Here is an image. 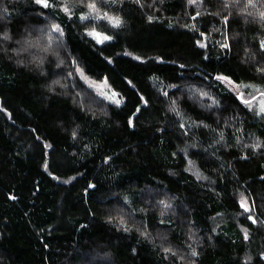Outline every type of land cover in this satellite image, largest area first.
I'll return each mask as SVG.
<instances>
[{
	"label": "trees",
	"instance_id": "trees-1",
	"mask_svg": "<svg viewBox=\"0 0 264 264\" xmlns=\"http://www.w3.org/2000/svg\"><path fill=\"white\" fill-rule=\"evenodd\" d=\"M4 4L12 16L0 20V30L7 28L13 40L0 44V108L7 109V113L0 111V264H169L163 258L162 247L168 246L160 239L164 234L182 252L187 249L181 241L185 245L195 241L193 247L200 253L194 258L197 264H264L260 259L264 254V227L245 241L241 228L250 222L239 217V210L231 203L238 189L253 196L259 205V196L264 194V155L241 150L230 136L243 128L237 135H242L246 143L254 137L264 140V119L240 111L238 102L230 96L225 99L228 93L218 86L208 87L214 82L202 81L198 75L234 73L233 79L247 82L253 70L251 63L244 62L245 48L256 51L253 44L261 34L260 25L251 20L246 24L234 15L235 22L228 31L230 37L235 34L231 52L214 48L210 59L202 60L196 55L192 34L167 26V20L175 23L176 17L183 18L179 0H165L161 11L155 13L165 22L154 24H149L134 5H125L120 12L125 26L119 30L117 41L110 42L114 47H107L102 54L105 46L84 36L83 27L69 24L61 56L77 59L93 80L109 78L112 89L124 98L120 108L109 106L107 101L87 102L89 110L85 112L73 103L72 94L80 89H73L72 81L64 80L63 73L50 64L53 57L47 56L44 65L37 67L31 62L33 55L46 54L36 48L19 54L14 51L20 48L15 41L44 27L31 0H4ZM214 23L221 26L218 20ZM38 34L33 31L34 36ZM214 36L221 39L218 34ZM126 52L145 58L162 57L163 62L141 63ZM182 63L184 69L179 68ZM49 70L57 74L48 75ZM181 72L188 78L175 79ZM55 79L67 83L68 89L53 85L54 91H49ZM254 82L264 85L258 79ZM169 83L177 84L179 90L166 89L169 100L158 103V99L163 100L159 92ZM80 87L95 95L83 81ZM189 88H203L215 95L224 110H206L202 105L211 101L194 97ZM139 95L150 98V107L137 105ZM171 99H176L178 107L191 117H186V124L203 120L216 132L192 127L187 137L181 136L174 123L176 117L167 112ZM136 106L143 114L134 120L135 127H129L126 117L135 112ZM237 114L239 118L234 119ZM76 124L80 125L79 139L73 142L70 129ZM221 130L227 142L225 147L216 146L221 159L206 158L203 149L212 137L219 138ZM43 143L52 148L44 149L42 156ZM193 143L197 147L188 149V158L194 166L182 159L183 153L172 155ZM244 154L248 160L239 159ZM105 156L112 158L109 165L103 164ZM45 161L50 166L48 171L43 167ZM205 164L207 167H203ZM197 173L209 179H197ZM54 175L59 179H53ZM89 184L96 187L88 188ZM121 198L147 213L145 219L144 212L136 211L129 221L131 227L142 221L158 222L156 200L170 202L172 209L165 210L164 219L175 220L173 231L166 233V224H153L148 229L151 235L145 238L135 231L118 230L119 225L107 223L106 218L115 215L118 208H123L127 218L129 209ZM259 210L264 212V207ZM188 235H192V241ZM249 256L251 260H247Z\"/></svg>",
	"mask_w": 264,
	"mask_h": 264
},
{
	"label": "snow or ice",
	"instance_id": "snow-or-ice-1",
	"mask_svg": "<svg viewBox=\"0 0 264 264\" xmlns=\"http://www.w3.org/2000/svg\"><path fill=\"white\" fill-rule=\"evenodd\" d=\"M181 8L183 10V18L180 16L175 18V23L172 20H167V26L169 28L180 27L185 29L188 33L192 34L193 47L197 49L196 55L200 56L202 60L210 59V52L214 48H219L225 53H230L232 50V42L235 38V34L231 37L228 34L230 25L235 22L234 15H238L244 19L247 24L250 22L260 25L261 34L255 37L256 43L253 47L256 51H252L250 48H245V63H251L253 70V75L247 78V82L241 80L239 77L233 79L234 73L225 74L224 72H216L215 75L210 76L208 73H200L202 81H208L211 79L213 84L207 85L208 87L218 86L221 87L223 91L228 93L225 96L227 100L229 96L232 101L236 103V107L240 111H245L251 113L253 118L260 117L264 119V85L257 84L254 81L261 80L264 81V0H215V3L210 2V0H179ZM31 4L35 7L33 11L38 17L43 18L44 27L38 30V35H33V31H29L27 35L21 39L15 41L16 44L20 45L17 51L29 52L31 49L36 48L39 52L46 54L45 56L33 55L32 63H35L37 67H42L44 65L47 56H51L54 59L50 62L55 64V67L63 73L64 80L72 81V88L79 91H75L72 94L73 103L81 109V111L87 112L89 109L87 107V102L91 103H102L107 101L109 106H115V108H120L124 103V98L120 96V93L112 89L109 83V78L104 77L99 80L91 79L87 74L86 70L80 66L77 59L72 58L66 60L61 56V51L66 49L65 37L67 35V28L69 24L76 27H83V35L91 38L96 45L105 46L101 49V54L107 47H114L110 42L117 41L120 31L125 26V21L120 15L121 11H124L125 5H134L135 8L145 15L149 24L154 23H164L165 21L155 13H159L165 4V0H31ZM159 5V7H158ZM12 16V12L9 7L5 6L4 0H0V20H6ZM211 18V19H208ZM219 21L220 27H217L214 21ZM211 25V29L209 28ZM214 34H218L221 39H215ZM13 40L12 35H10L7 28L0 30V44H4ZM125 55L132 56L133 59L140 61L141 63H147L149 60H153L157 63H162V57H143L141 55H134L133 52H126ZM108 62L111 63V59L107 58ZM220 59V57H216ZM17 63H23V60H18ZM175 63V62H173ZM180 69L185 68V64H179ZM42 74L43 69H42ZM57 73L51 72L49 70L48 75H56ZM175 79H187L183 72L180 73L179 77H174ZM160 84L163 81H159ZM83 81L84 84L91 89L95 95L90 93H85L84 89L80 87V82ZM129 85L135 87L132 81H128ZM53 85L59 86L61 89H68L69 85L67 83H62L61 80L55 79L52 84L48 86L49 91H54ZM172 88L179 90V86L175 83H169L164 85L165 90L159 92V97H163V100L158 99V103H165L169 100V91L166 89ZM189 92L192 95L199 96L200 100L203 101L207 98L211 103L207 105H202L208 111H223V106L220 99L216 98L215 95L210 94L208 91L203 90V88L195 89L189 88ZM174 95V94H173ZM143 105L144 108L150 107V98H145L143 95L138 96L137 105ZM0 111L7 113L6 108H0ZM167 112L174 114L176 117L174 123L178 126V131L181 136L187 137L189 131L192 127H202L209 129L210 133H215L216 129L212 128L211 125L204 123L203 120L197 124L192 122L191 124H186V117L191 120L187 113H184L179 107L176 99H171L167 106ZM107 115V111L104 112ZM142 111L139 106H136L135 112L131 116L126 117L127 124L129 127H135L134 120L139 119L142 116ZM9 117L11 114H8ZM238 114L234 119H238ZM227 121H225V127H227ZM217 124L219 126V117L217 119ZM80 125L76 124L75 127L70 129V135L73 142L79 139ZM35 131V130H34ZM158 131L164 132L165 129H158ZM243 128H237L236 132L230 133V136L234 139L235 144L240 145L241 150L249 149L253 153L260 151L264 155V140L259 137H254L250 142H245L242 135H237V133H243ZM218 139L212 137V142L209 143L207 148L203 149V153L206 158H214L215 160H220L221 157L217 155L220 147L226 146L225 132L221 130L218 133ZM37 141L41 140V137H35ZM87 148L88 145H85ZM197 144L193 143L186 145L179 149V152L172 153L173 156L183 153L182 159H185L190 166H194V162L189 159V148H196ZM52 148L51 144L43 143L41 147L42 156L44 155V149ZM209 149H212L210 152ZM110 156H105L103 159V164L109 165L111 161ZM239 159L248 160L247 154L241 155ZM211 163L212 159H208ZM45 171L49 170V164L47 161L43 165ZM207 167V164L203 165ZM221 168L224 167L223 163L220 165ZM51 175V173H49ZM235 176V173H233ZM197 179H209L206 176H201L197 173ZM53 179H59V176H53ZM75 179V177H71ZM69 181H64L68 183ZM213 184L216 181H212ZM96 185L89 184L88 188H95ZM159 195V193L157 194ZM15 199V197H12ZM123 200V205L129 209L126 214L123 208H118L115 210L116 214H109L106 218V222L113 225H119L118 230L124 233H131L133 231L138 232L141 236L147 238L151 235L148 230L153 224L167 225L165 231L166 233H171L173 229L171 224L175 222L173 219L166 221L164 219L165 210L172 209V204L167 202L165 199H157L156 207L160 209V219L157 221H148L147 223L142 221L136 227H131L129 221L136 211L144 212L145 219H147V213L144 209L133 208L132 202L127 198H121ZM259 205L253 196L248 195L246 192L239 191L238 189L233 193L231 197V203L237 207L239 210L237 215L241 217L245 222H250L248 227H242L241 231L243 233V239L249 241L250 237L254 232H259L261 227H264V219H260L264 212L259 209L264 207V194L259 196ZM120 203V200H117ZM183 215H187L185 211ZM217 215H220L217 213ZM179 219V216H176ZM183 223V222H181ZM252 226H256L253 228ZM215 231V229H212ZM211 237H209L210 239ZM160 239L167 243V247H162L164 259L169 260V264H197L196 257L200 255L196 247H193V243L184 244L181 241L187 251L182 252L180 247L174 248L171 242L168 240V235L164 234L160 236ZM173 239H178L174 237ZM187 239L192 241V235H188ZM260 259L264 260V254L261 255ZM247 260H251V257H247ZM238 264V262H237Z\"/></svg>",
	"mask_w": 264,
	"mask_h": 264
},
{
	"label": "rangeland",
	"instance_id": "rangeland-1",
	"mask_svg": "<svg viewBox=\"0 0 264 264\" xmlns=\"http://www.w3.org/2000/svg\"><path fill=\"white\" fill-rule=\"evenodd\" d=\"M123 104H124V103H123ZM123 104H122V105H123ZM122 105H121V106H122Z\"/></svg>",
	"mask_w": 264,
	"mask_h": 264
}]
</instances>
